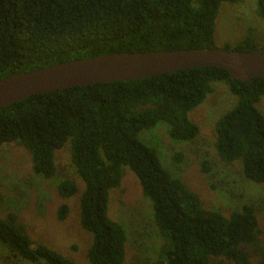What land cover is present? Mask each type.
Wrapping results in <instances>:
<instances>
[{"label": "trees", "instance_id": "obj_1", "mask_svg": "<svg viewBox=\"0 0 264 264\" xmlns=\"http://www.w3.org/2000/svg\"><path fill=\"white\" fill-rule=\"evenodd\" d=\"M241 0H0V78L60 61L120 51L214 47V18L220 2ZM264 18V0H256ZM251 36L221 48L251 50ZM221 81L235 104L214 121V149L237 162L247 179L264 184V117L255 107L264 79L230 78L222 68L177 69L133 80L98 82L40 92L0 107V146H22L31 172L55 173L53 153L69 142V163L82 181L78 220L91 234L88 264H121L126 235L106 213L108 190L126 166L151 204L161 239L155 264H264V242L251 204L226 215L202 206L198 195L161 165L138 133L158 121L173 140L191 141L197 125L187 112ZM179 160L180 155H174ZM202 172L209 170L200 160ZM77 190L62 179L56 191ZM68 212L64 203L55 217ZM0 244L33 264H74L25 234L16 214L0 217ZM9 264V263H7Z\"/></svg>", "mask_w": 264, "mask_h": 264}, {"label": "rangeland", "instance_id": "obj_2", "mask_svg": "<svg viewBox=\"0 0 264 264\" xmlns=\"http://www.w3.org/2000/svg\"><path fill=\"white\" fill-rule=\"evenodd\" d=\"M245 36H251L257 46L264 45V18L256 14V0L235 3L220 2L214 18L213 45L232 46ZM212 90L187 112V118L197 125L198 132L191 141L168 137L166 124L158 121L142 129L138 137L152 147L160 165L172 176L195 192L203 207L216 209L226 215L242 203L251 204L257 218L258 238L264 242V184L243 176L237 162L222 161L214 149V121L231 108L236 97L221 81L210 83ZM255 107L264 117V95ZM69 142L54 151L55 173L42 178L31 172L29 153L16 144L0 146V217L7 211L16 214L24 226L32 246L44 244L74 264H88L85 252L91 234L79 225L78 197L82 181L69 163ZM179 154V160L174 155ZM206 159L209 170L202 172L200 160ZM72 179L77 190L68 197H60L56 186L62 179ZM64 203L68 212L57 220L55 210ZM107 216L121 224L126 240L121 264H155L161 239L153 220L151 204L140 192L135 175L126 167L116 187L108 190ZM30 264L13 256L0 244V264ZM33 264H43L37 261ZM254 264L253 260L251 263Z\"/></svg>", "mask_w": 264, "mask_h": 264}, {"label": "water", "instance_id": "obj_3", "mask_svg": "<svg viewBox=\"0 0 264 264\" xmlns=\"http://www.w3.org/2000/svg\"><path fill=\"white\" fill-rule=\"evenodd\" d=\"M211 66L230 78L264 79V45L251 50L218 47L120 51L60 61L0 78V107L23 97L70 86L133 80L177 69Z\"/></svg>", "mask_w": 264, "mask_h": 264}]
</instances>
